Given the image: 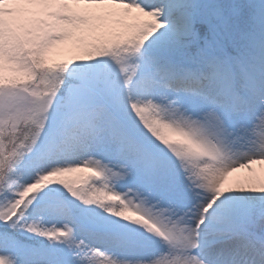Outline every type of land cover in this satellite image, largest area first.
Instances as JSON below:
<instances>
[{
    "label": "snow or ice",
    "instance_id": "snow-or-ice-1",
    "mask_svg": "<svg viewBox=\"0 0 264 264\" xmlns=\"http://www.w3.org/2000/svg\"><path fill=\"white\" fill-rule=\"evenodd\" d=\"M254 164L264 0H0V264H264Z\"/></svg>",
    "mask_w": 264,
    "mask_h": 264
},
{
    "label": "rangeland",
    "instance_id": "rangeland-1",
    "mask_svg": "<svg viewBox=\"0 0 264 264\" xmlns=\"http://www.w3.org/2000/svg\"><path fill=\"white\" fill-rule=\"evenodd\" d=\"M75 51L68 43L57 45L48 54V60L51 63H60L70 60L74 57ZM259 181L264 180V164H254L251 169H240L230 173L224 179L225 186H235L243 181Z\"/></svg>",
    "mask_w": 264,
    "mask_h": 264
},
{
    "label": "trees",
    "instance_id": "trees-1",
    "mask_svg": "<svg viewBox=\"0 0 264 264\" xmlns=\"http://www.w3.org/2000/svg\"><path fill=\"white\" fill-rule=\"evenodd\" d=\"M68 43H70L72 49L76 51L77 45L74 42H72V41H69ZM49 63H51V62L49 61ZM79 175L80 174H70L69 179H75Z\"/></svg>",
    "mask_w": 264,
    "mask_h": 264
}]
</instances>
